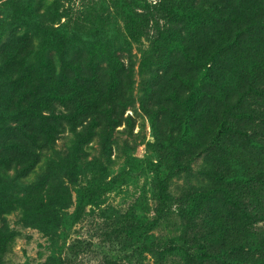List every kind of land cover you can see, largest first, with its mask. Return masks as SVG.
<instances>
[{"label":"rangeland","instance_id":"1","mask_svg":"<svg viewBox=\"0 0 264 264\" xmlns=\"http://www.w3.org/2000/svg\"><path fill=\"white\" fill-rule=\"evenodd\" d=\"M175 4L0 0V153L12 161L0 173V264H223L215 255L231 246L240 248L235 256L240 264H264V175L254 176L261 177L252 183L250 196L243 186L241 202L249 218H242L246 229L237 232L230 227L234 213L220 210L213 198L192 222L187 218L196 204L187 195L202 190V158L192 163L187 178L166 176L158 165V143L162 138L167 143L176 131L175 104L166 103L164 93L158 100L156 76L165 73L163 81L172 78V87L198 91V78L187 77L190 54L197 49L187 30L169 32ZM79 62L88 74L107 78L122 63L113 110L107 96L85 99L88 86L73 75ZM34 82L38 88L32 97H41L40 104L28 116L25 95ZM117 110L122 115L112 126ZM39 113L47 116L50 131L30 141L40 157L25 173L18 163L25 149L17 138L25 140V122L40 131ZM151 118L163 134L159 141ZM245 126L261 135L255 123ZM262 138L261 152L253 147L255 152L248 153L251 168L264 166ZM166 186L174 198L159 211ZM198 243L213 256H197ZM164 246L172 254L160 261Z\"/></svg>","mask_w":264,"mask_h":264},{"label":"trees","instance_id":"2","mask_svg":"<svg viewBox=\"0 0 264 264\" xmlns=\"http://www.w3.org/2000/svg\"><path fill=\"white\" fill-rule=\"evenodd\" d=\"M170 14L169 32L187 30L191 44L195 45L193 48L197 49L195 54L191 53L193 48L186 54L191 53L187 77L198 78V91L189 88L190 91L186 92L183 86L178 88V85L172 87V78H169V83L163 81L165 73L156 76L154 85L158 100L161 98L160 93H164L166 103H174L175 108L178 107L177 110L174 108L173 126L176 133L170 136L167 143L163 138L158 143L160 155L157 162L163 167L162 174H181L187 178L190 177L192 163L202 158L200 182L203 186L201 191L196 190L187 195L196 201L194 208L187 213V218L192 222L198 212L204 211L206 202L213 198L217 200L215 204H221L220 210L224 208L234 213L235 221L230 223L231 229L242 232L246 229L243 219L247 221L249 218L247 208L241 202L243 186L246 185L250 196L252 183L258 181L255 178L264 175V166L260 163L253 165V168L247 164L248 153L261 152L257 148L262 146L260 141L264 136V0H176ZM120 64L114 75L110 74L108 78L100 72L88 74L89 71L80 62L74 65L73 75L78 78V84L88 86L85 99L92 96L98 101L107 96L108 105L113 110L115 106L111 97H114V89L119 84L117 76L123 69ZM179 79L181 83L187 84L183 75H179ZM36 87L38 83L34 82L31 94L25 95V114L28 116L40 104L41 97H32ZM158 103L160 110L165 107L161 101ZM156 114L157 110H154L152 116L155 119ZM121 115L117 110L110 125L119 122ZM46 117L39 113L40 131L25 122V140L17 138L25 149V157L18 159V163H23L25 173L33 169L40 157L37 151L34 153L30 141L32 138L36 141L38 133L50 131ZM151 120L159 141L163 134L158 133V124L154 119ZM249 121L262 130L259 137L254 129L250 131L245 126ZM75 149L74 143L66 156H72ZM11 162L10 159L3 160L0 153V173ZM167 187L163 195L159 196V211H164L174 198ZM260 212L264 213V210ZM198 244L201 251L197 256L202 260L213 256L203 243ZM239 252L240 248L231 246L229 251H222L215 258L223 264H240L241 261H235ZM180 253L184 258L191 256L189 259L192 261L196 259L194 254ZM170 254L172 248L164 246L159 249L158 259L164 261ZM225 254H228L227 259L223 256ZM229 257H234V261L231 262Z\"/></svg>","mask_w":264,"mask_h":264}]
</instances>
